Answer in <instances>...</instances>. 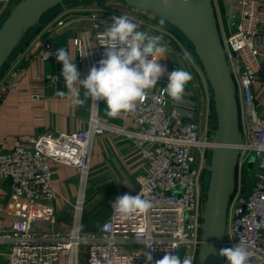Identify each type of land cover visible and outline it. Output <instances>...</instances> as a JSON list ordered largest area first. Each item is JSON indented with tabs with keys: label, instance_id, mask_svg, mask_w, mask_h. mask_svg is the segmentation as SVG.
<instances>
[{
	"label": "built area",
	"instance_id": "1",
	"mask_svg": "<svg viewBox=\"0 0 264 264\" xmlns=\"http://www.w3.org/2000/svg\"><path fill=\"white\" fill-rule=\"evenodd\" d=\"M12 1L0 0V19ZM219 1L230 5V32L220 35L237 87L242 133L227 242L229 247L245 245L249 264H264V107L257 100L258 92H264V1L212 0L213 7ZM78 11L93 22L91 30L85 28L73 38L77 59L85 61L88 73L103 58L98 34L109 27L98 19L112 23L111 17L128 15L134 17L139 31L162 37L168 50L159 62L169 72L178 68V61L168 46L184 62L192 76L185 87V102L176 103L162 91L167 81L157 90H147L133 110L124 112L123 120L132 124L130 128L110 123L99 113V102H92L83 128L71 133L47 131L28 143L16 140L10 150L0 151V182H8L10 194L20 201L19 211L0 230V264H146L147 252L155 264L166 252L177 256L180 249L184 250V257L197 264L204 199L202 177L208 171L215 145V116L201 67L188 45L141 11L93 4L83 5ZM64 24V20L57 21L51 32L55 34ZM56 50L50 40L42 39L40 59L61 66ZM14 60L0 76V93L20 88L23 74H12L18 59ZM58 80V75H46L41 81L42 90L34 93V98H44ZM257 85L259 91L255 89ZM107 133L137 145L145 169L137 176L135 195L148 199L152 207L122 218L110 205L108 219L96 232L84 237L82 221L91 160L96 139ZM251 161L253 177L246 199ZM52 163L79 171L80 191L69 228L60 224L55 213L58 193L53 184Z\"/></svg>",
	"mask_w": 264,
	"mask_h": 264
},
{
	"label": "crops",
	"instance_id": "2",
	"mask_svg": "<svg viewBox=\"0 0 264 264\" xmlns=\"http://www.w3.org/2000/svg\"><path fill=\"white\" fill-rule=\"evenodd\" d=\"M264 1V0H263ZM98 5L88 2L85 5ZM83 6V5H82ZM82 6L64 10L58 13L48 24L35 34L29 42L24 44L15 55L18 59L12 74L22 73L20 88L2 90L0 93V151H7L12 148L16 140L28 143L31 139L51 130L71 133L85 126L88 117V109L92 101L84 97L83 89L76 85L79 99L84 100L82 104L76 103L77 96L67 92L65 81L60 75L61 66L53 62H43L40 59L41 40H50L54 48L67 47V51L77 65L81 73V79L88 75V68L84 62H79L74 48L73 38L85 28L91 30L93 22L87 20L85 14L79 13ZM217 24L220 33L229 34L230 5L219 1L214 6ZM84 15V16H83ZM79 20L68 27L57 29L56 33L51 32L57 21ZM91 36H93L91 32ZM13 59V61H15ZM14 63V62H13ZM46 75H58L59 80L56 86L41 99H35L34 93L42 90L41 81ZM40 78V82L37 78ZM168 81L165 74L152 89H159L163 83ZM259 89V85L255 87ZM64 90L65 95H57V91ZM259 91V90H258ZM258 102L264 107V92H258ZM99 113L105 112L110 123L118 126L131 127L128 120H123L124 112L118 117H110L103 101H99ZM104 115V116H105ZM53 173V184L58 193V200H54L55 213L64 228H69L61 219L66 217V205L72 204L79 194V171L76 168L62 164H51ZM145 169V164L140 156L137 145L126 138L107 133L96 139L95 148L91 161V184L87 183V189H98L95 193L102 198L100 204L108 207V217L111 214V203L118 196L125 193L135 195L137 192L136 176ZM114 181L124 183L121 191H114ZM89 182V181H88ZM93 182V183H92ZM90 185V187H88ZM88 192V190H86ZM102 192V193H101ZM104 196H109L104 199ZM20 201L14 198L9 192V183L0 182V230L7 227L13 216L19 211ZM108 219V218H107ZM94 233V232H93Z\"/></svg>",
	"mask_w": 264,
	"mask_h": 264
},
{
	"label": "water",
	"instance_id": "3",
	"mask_svg": "<svg viewBox=\"0 0 264 264\" xmlns=\"http://www.w3.org/2000/svg\"><path fill=\"white\" fill-rule=\"evenodd\" d=\"M88 2L98 5H123L157 19L177 32L189 45L208 84L215 116L212 127L214 147L209 157L208 171L202 177L204 199L200 212V244L197 264H228L219 255L227 242L228 215L237 187V161L242 143L237 87L231 74L212 0H171L165 9L160 0H13L0 19V76L26 44L33 30H41L58 13ZM89 20V18H86ZM66 22L59 31L74 22ZM98 21L110 26L103 18ZM178 61V68H186L178 53L168 46ZM197 100L199 92L196 89ZM253 166V161L250 162ZM251 179L246 181L245 198L251 191ZM177 256L184 259V250Z\"/></svg>",
	"mask_w": 264,
	"mask_h": 264
},
{
	"label": "clouds",
	"instance_id": "4",
	"mask_svg": "<svg viewBox=\"0 0 264 264\" xmlns=\"http://www.w3.org/2000/svg\"><path fill=\"white\" fill-rule=\"evenodd\" d=\"M165 9L171 7V0H160ZM112 24L98 34V41L104 48L103 58L98 66L93 65L88 75L81 79V73L75 60L64 48H57L55 57L62 64L60 75L65 81L67 92L77 96L76 103L85 101L79 99L76 85L83 89L84 97L97 105L103 101L110 117H118L122 112L131 111L137 101L142 100L147 90L157 86L158 81L167 74L168 82L162 91L174 102L184 103L185 87L192 79L184 68L168 71L160 60L165 59L167 45L162 43L160 35H149L139 31L134 17L120 15L111 17ZM164 18L160 24H164ZM54 79V77L52 78ZM63 96L66 92L57 91ZM113 209L122 217L127 218L136 212H146L152 205L140 194H123L111 203ZM149 245L148 247H150ZM146 264H152L153 256L144 253ZM219 255L226 258L228 264H249V252L245 245L234 244L223 248ZM155 264H192L186 256L183 261L178 256L167 253Z\"/></svg>",
	"mask_w": 264,
	"mask_h": 264
},
{
	"label": "rangeland",
	"instance_id": "5",
	"mask_svg": "<svg viewBox=\"0 0 264 264\" xmlns=\"http://www.w3.org/2000/svg\"><path fill=\"white\" fill-rule=\"evenodd\" d=\"M101 6H107L110 8L118 7V9L125 8L123 5H119V4H116L115 6L112 4H102ZM148 16H150V15H148ZM150 18H154V17L150 16ZM162 26L166 27L167 29L169 28V26H167L165 24H163ZM169 29L172 30L171 28H169ZM173 32L186 45H188L187 42H185V40L181 36L177 35L176 31L173 30ZM188 48H189V45H188ZM4 72H5V70H4ZM249 167L251 169H250V172L248 174L247 180H249L253 177V168L250 165H249ZM136 179H137V176H136L135 180ZM89 183L91 184V170H90V177H89L88 184ZM136 183H137V181H136ZM123 186H124V183H118L116 181H114V183L112 184L114 191H118V192L121 191ZM88 187H90V185ZM137 187H138V183H137ZM87 190H88V192L86 193V198H85V202H84V210H83L84 212H83V221H82V224H84V227L82 230L84 237H88L89 235L93 234V232H96L100 228V226L108 218V211L107 210H109V209H107L108 207H105L104 204H100V201H102V198L99 197V194L95 193L96 191H98L97 188L93 190V193H90L91 188H88ZM104 197H105L104 199H107V197H109V196H104ZM55 200H58V194L55 195ZM75 201L72 204L65 206L66 207V217L62 218L61 220L66 225L69 224L71 226V224H72V218H73V213H74L73 212L74 211L73 205L76 204ZM58 220H60V219L58 218ZM84 221H85V223H84Z\"/></svg>",
	"mask_w": 264,
	"mask_h": 264
},
{
	"label": "trees",
	"instance_id": "6",
	"mask_svg": "<svg viewBox=\"0 0 264 264\" xmlns=\"http://www.w3.org/2000/svg\"><path fill=\"white\" fill-rule=\"evenodd\" d=\"M169 28H170V27H169ZM169 28H168V29H169ZM171 31H173V30H171ZM38 32H40V29H39V30H33V31L30 33V35H29V37H28V39H27V42H29V40H30L35 34H37ZM27 42H26V43H27ZM6 68H7V67H6ZM6 68H5V69H6ZM5 69H4V70H5ZM105 114H106V113L102 111V116H104ZM104 117H106V115H105ZM106 118H107V117H106ZM107 119H108V118H107ZM108 120H109V119H108ZM86 221H87V220H86ZM84 223H85V221H84ZM83 227H84V224H82V230H83Z\"/></svg>",
	"mask_w": 264,
	"mask_h": 264
}]
</instances>
